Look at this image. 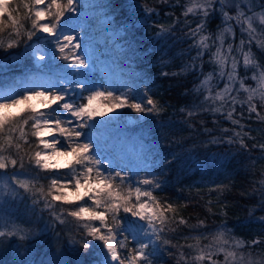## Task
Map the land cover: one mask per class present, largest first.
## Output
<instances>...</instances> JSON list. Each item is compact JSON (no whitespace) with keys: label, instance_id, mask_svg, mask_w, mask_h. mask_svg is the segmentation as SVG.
I'll use <instances>...</instances> for the list:
<instances>
[{"label":"snow or ice","instance_id":"1","mask_svg":"<svg viewBox=\"0 0 264 264\" xmlns=\"http://www.w3.org/2000/svg\"><path fill=\"white\" fill-rule=\"evenodd\" d=\"M77 2L0 0V50L17 48L34 37L39 39L37 34L43 33L46 34L44 39L53 38L60 58L75 70V74L65 72L63 86L58 80L36 84L19 93L0 94V174H8L10 168H19L23 173L26 163L40 172L55 173L51 178L44 177L48 181L45 185L36 177L21 179L20 174L13 172L11 184L5 185L9 194L16 195L22 189L33 197L34 205L42 202L54 223L71 226L70 231H79L85 250L90 248L89 240L98 241L96 247H102L105 252L104 264H154L162 246L175 249L169 254L176 259V264H264V249L259 253L249 250L264 244V239L245 241L236 238L223 222L215 232L199 231L206 228V220L198 219L195 224H190L180 211L187 204H176L155 195L161 184L147 169H138L135 173L132 169L116 171L121 164L111 153L101 151L95 130L106 126L113 118L109 117L106 122L98 117L125 108L142 115L158 116L166 109L147 92L137 101L127 93L117 94L88 79L86 70L90 67V57L79 55L80 43L75 42V36L65 34L75 31L69 14L77 11ZM155 3L169 4L171 0H153ZM243 3L244 0H183L181 16L184 19L181 21L176 17L171 25L156 27L159 29L157 35H164L171 32L176 23L182 22L188 28L184 35L193 40L188 51L196 50L191 62L179 73H161L165 76L202 67L205 52L215 46L210 61L218 68L216 84L213 73H207L192 89L203 99L181 111L186 120L194 119L198 112L220 114L233 126L220 129L222 134L231 133L222 135L220 141L226 139L229 144H238L242 150L249 151L245 138L256 141V137L252 135L251 126L242 121L247 119L264 124V64L258 63L252 52L253 43L264 49V39L258 38L264 36V28L258 32L254 27L256 20L264 25V2L257 6L256 0H248L242 7ZM141 6L147 14L144 19L158 11L147 3ZM230 8L235 9L234 15L229 14L227 9ZM214 12L220 13L225 25L215 34V39L212 34H203ZM190 16L194 19H189ZM194 21L195 27H191ZM230 21L240 26L238 44L234 42L236 32ZM226 34L233 37V43H228L227 47ZM39 51L36 49L33 55ZM241 56L243 77L238 73ZM44 59V55L37 56L38 61ZM197 61L201 63L198 65ZM250 69L252 75L247 77ZM245 79L255 81V87L246 86ZM221 80L225 81L223 88L216 90ZM237 83L238 88L235 87ZM69 87L73 91L79 89V101L68 94ZM241 92L247 94L245 98H241ZM246 127L248 131H245ZM86 129L92 131L85 132ZM212 142H217V138L213 137ZM251 147L260 149L261 158H264V142L257 141ZM61 170L66 171L61 173ZM140 171L146 174L140 176ZM133 174L137 176L135 181H132ZM259 183L260 189L253 190L264 197V179ZM227 188V185L218 184L209 191L220 193ZM224 207L226 205H220V210ZM260 207L264 208V199ZM212 211L208 207V212ZM259 219L264 220V217ZM0 221V238L19 235L24 239L28 234L19 222L3 217ZM183 229L190 231L181 236Z\"/></svg>","mask_w":264,"mask_h":264},{"label":"trees","instance_id":"2","mask_svg":"<svg viewBox=\"0 0 264 264\" xmlns=\"http://www.w3.org/2000/svg\"><path fill=\"white\" fill-rule=\"evenodd\" d=\"M84 1L78 0L77 11L69 15L72 17L70 23L75 28L76 41H80L77 43L90 50L87 54L94 68L93 75L100 77L105 83L117 79H112L113 75L118 76L117 81L110 82L109 90H115L117 94L127 93L137 101L147 92L166 109L158 116L148 114L143 120L130 124L117 121L125 115H135L134 111L123 109L106 126L95 130L101 151L111 153L116 160L117 152L113 147L117 151L128 146L137 149L143 165L141 169H147L161 184V188L155 190L154 194L169 202L187 204L180 211L190 224H195L198 219L206 220V228L199 231L215 232L223 222L224 227L236 238L245 241L264 239V220L259 219L264 217V208L260 207L264 197L259 191L253 190H259V181L264 179V158H261L260 149L251 147L257 141L264 142V124L247 119L242 121L251 126L252 135L256 137V141L245 138L250 149L245 151L238 144H229L226 139L220 141L222 135L231 134H222L220 129L233 127L220 114L198 112L194 119H185V113L181 109L198 104L203 99L192 89L209 72L213 73V83L216 82L218 68L210 61L211 52L216 50L214 45L210 52H205L202 67L176 76L161 74L179 73L196 55L195 49L188 51L193 40L184 35L188 28L182 22L176 23L171 32L157 35V25H171L176 17H180L181 21L184 19L181 16L183 0L181 3L171 0L169 4H153V0ZM262 2L264 0H256L257 6ZM144 3L158 10L148 19H144L147 15L141 6ZM98 13L110 17L112 31L122 32L117 38L124 47L122 50L116 51L103 37L106 29L95 24ZM189 19L194 18L190 16ZM229 23L234 26V42L238 44L241 38L240 26L235 21ZM224 26L220 13L214 12L209 17L203 34H212L215 39V34ZM191 27H195V21ZM37 36L39 39L34 37L32 41L21 43L17 48L0 50V84L10 85L16 82L14 93L21 92L19 79L32 72H39L33 57V48L37 45L46 46L44 75L49 82L59 80L63 86L65 72L75 74L68 63L60 58L58 48L52 42L53 38L44 39L45 36L40 33ZM229 36L231 35L226 34L225 47L228 43H233V37ZM209 43L212 44L211 40ZM252 52L257 62L264 64V49L253 43ZM200 63L197 61L198 65ZM125 69L132 70L133 74L125 75ZM238 69V73L243 74L240 65ZM221 88L223 84L220 81L216 90ZM71 90L69 87L68 92ZM206 94L205 92L204 95ZM246 95L241 92V98ZM237 111H240L239 105ZM109 117L112 116L106 115L105 120L101 117L97 119L106 121ZM201 120L204 121L203 124L200 123ZM248 130L246 127L245 131ZM89 131L92 130H85ZM213 137L217 138V142H212ZM122 169L125 171L123 167L115 168L116 171ZM64 171L66 170H61V173ZM13 172L20 174L21 179L36 177L45 185L48 181L44 177L51 178L55 175L40 172L27 163L23 173L19 168H10L8 174H0V217L19 222L28 230L24 239L19 235L0 238V264H104L105 252L102 247H96L98 241L89 240L90 248L85 250L79 231H70L71 226L54 223L43 209L42 202L34 205L33 197L22 189L16 195L9 194L5 185L11 184ZM145 174V171H140V176ZM136 179L137 176L133 174L132 181ZM218 184L227 185L228 188L220 193L209 191ZM209 200L212 201L211 205L208 204ZM220 205L226 207L221 211ZM208 207L213 209L211 213L208 212ZM189 231L183 229L181 236ZM262 249L264 244L249 250L259 253ZM170 251L174 252L175 249L162 246L154 264H176ZM219 258L222 260L223 256ZM256 258L261 259L259 256Z\"/></svg>","mask_w":264,"mask_h":264},{"label":"rangeland","instance_id":"3","mask_svg":"<svg viewBox=\"0 0 264 264\" xmlns=\"http://www.w3.org/2000/svg\"><path fill=\"white\" fill-rule=\"evenodd\" d=\"M84 2H86V0ZM247 4H248V0H244V3L241 6L245 7ZM227 10L229 11L230 15H234L235 14V9L234 8H230V9H227ZM256 11L259 12L260 9L256 8ZM95 20H96L95 24L98 25L99 28H105L106 29V32L103 34V37L108 40L110 45H112L113 48L116 51L122 50L124 47L121 44V42L119 40H117V38L122 34V32L121 31L114 32V31H112L110 29V17L104 16L103 14L98 13V15H97ZM254 27H256L257 31L259 32L262 28H264V25H260L259 21L256 20L254 22ZM65 34L66 35H73V36L76 37V34H74V32H65ZM40 35L46 36V34H43V33H40ZM229 37H231V36H229ZM258 38L262 39V36L258 37ZM76 42H80V41H76ZM80 45H81V48L78 50L79 55H81V56L88 55L87 53L90 51V50H88L89 48H87V46H84L82 44H80ZM36 49H39L40 51L37 52L36 55H33V57H34V65H35V67L37 69H39V72H32L30 75H28V76H26V77H24L22 79H19V82H20L19 84L21 86V91L24 90L25 88L33 87L36 84H44L45 82H49L47 80V78L45 77V75H44V63H45V60L47 58L46 46H43V45L38 46L37 45V46H35L33 48V52ZM247 50L248 49L245 47V51H247ZM38 55H44L45 59L43 61H38L37 60V56ZM239 60H240V64L239 65L242 67V73H243V74H239V75L241 77H243V76H245V72H244L242 56L239 57ZM73 71L75 72L74 69H73ZM80 71H85V70L84 69H80ZM86 71L88 73V79L93 81V82H95L96 86H98V87L102 85L105 88L111 89L110 82L117 81L119 79L118 76L113 75L112 79L113 78L114 79L117 78V79H115L113 81H108L107 83H105L103 81V79L93 75L94 68H93V66L91 64H90V67ZM124 71H125L124 74L127 75V76L133 74L132 70H126L125 69ZM252 71L253 70L250 69L246 73L247 77H251ZM238 72H239V69H238ZM221 82L224 85L225 81L221 80ZM15 83L16 82H12L10 85H1L0 84V94L14 93ZM215 84H216V82H215ZM245 84H246V86L251 85L252 87H255V81H252L251 79H245ZM235 87L238 88L239 84L237 83L235 85ZM68 94L70 96H72L73 98H75L77 101H79V89H77L75 91L71 90V92H68ZM139 99H141V98H139ZM125 110H127V109L125 108ZM128 110H129V112H133L131 109H128ZM118 113L119 112H109L106 115H110V116H112L113 119H115V116L118 115ZM106 115L101 117V118L105 120ZM146 116L147 115H142V114H139V113L135 112V115H132V114H130L128 116L125 115V117H123L121 119L119 118V119H117V121H123L125 124H130V123H134V122L143 120ZM108 121H109V119L106 120V122H108ZM113 149L117 152L116 153V161L121 164V167H123L125 169V171H127L128 169H132V172L135 173L138 169H141L143 167L142 161H141V159L139 157V151L137 149H135L134 147L128 146L125 149L119 150V151H117L116 147H113ZM61 162H63V160H61Z\"/></svg>","mask_w":264,"mask_h":264}]
</instances>
